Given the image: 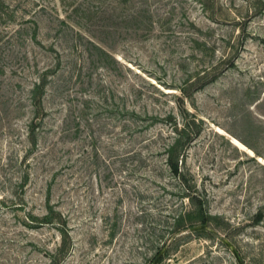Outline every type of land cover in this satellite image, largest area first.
<instances>
[{
  "label": "rangeland",
  "instance_id": "1",
  "mask_svg": "<svg viewBox=\"0 0 264 264\" xmlns=\"http://www.w3.org/2000/svg\"><path fill=\"white\" fill-rule=\"evenodd\" d=\"M0 264H264V0H0Z\"/></svg>",
  "mask_w": 264,
  "mask_h": 264
},
{
  "label": "trees",
  "instance_id": "2",
  "mask_svg": "<svg viewBox=\"0 0 264 264\" xmlns=\"http://www.w3.org/2000/svg\"><path fill=\"white\" fill-rule=\"evenodd\" d=\"M170 167H171V169H172V171H173L174 173L177 172V165H173V164L170 163ZM45 219H46V217H45ZM47 219H48V218H47ZM42 222H47V221H42Z\"/></svg>",
  "mask_w": 264,
  "mask_h": 264
},
{
  "label": "water",
  "instance_id": "3",
  "mask_svg": "<svg viewBox=\"0 0 264 264\" xmlns=\"http://www.w3.org/2000/svg\"><path fill=\"white\" fill-rule=\"evenodd\" d=\"M231 249H232V251L234 252V250H233V248L232 247H230ZM234 254H235V252H234ZM154 263H155V260L153 261Z\"/></svg>",
  "mask_w": 264,
  "mask_h": 264
}]
</instances>
